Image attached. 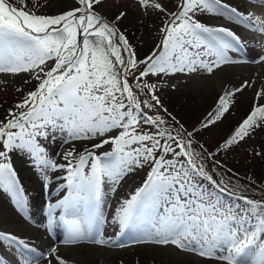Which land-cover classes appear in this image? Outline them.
<instances>
[{"label":"snow or ice","instance_id":"obj_1","mask_svg":"<svg viewBox=\"0 0 264 264\" xmlns=\"http://www.w3.org/2000/svg\"><path fill=\"white\" fill-rule=\"evenodd\" d=\"M249 2L264 8V0ZM17 3L0 0V74L25 73L37 83L15 105L22 111L9 109L0 120V192L16 209L25 213L28 199L9 158L13 151L23 152L45 171V191L51 183L47 171L65 173L58 192L66 194L47 204L49 231L62 225L67 245L103 247L98 225L104 184L115 185L147 166L142 186L117 210L121 234L131 231L137 243L172 245L221 264H264V200L237 195L203 163L264 130V104L259 103L264 91L257 93L250 112L217 152L209 153L196 134L226 120L231 98L243 89L226 91L200 127L188 131L164 108L157 83L148 79L200 70L212 74L236 62L227 53L243 47L240 38L198 17L218 16L261 34L264 19L242 13L225 0H179L178 10L171 13L156 0H138L146 10L170 17L159 45L140 60L117 26L126 13L109 21L101 11L104 0H76V7L51 15L39 12L46 5L38 0L32 6L28 0ZM253 62L264 63V57ZM57 136L65 144L99 143L80 153L70 149L65 163L57 164L41 143L54 142ZM106 145L111 150L97 154ZM0 244L33 254L22 264H40L41 259L67 264L56 247L38 253L11 233L0 232ZM0 264H5L3 259Z\"/></svg>","mask_w":264,"mask_h":264},{"label":"rangeland","instance_id":"obj_2","mask_svg":"<svg viewBox=\"0 0 264 264\" xmlns=\"http://www.w3.org/2000/svg\"><path fill=\"white\" fill-rule=\"evenodd\" d=\"M53 1L54 0H38L40 5H46L44 7H41L39 9V12L51 15V14L59 13L61 11H65L64 9H60V10L56 9L54 7V5H52L54 3ZM225 1H226V3H228L230 5H234L235 7L238 6L237 8L239 10H241L243 13H247L248 12L246 10L249 8V4H251L249 2V0H244V1L243 0H233V1L232 0L231 1L225 0ZM237 1H239V2H237ZM11 2L16 4L17 6H19L18 3H17V0H11ZM156 2L162 4L163 7L166 8L169 13L178 10L175 7H177V4H178L179 0H173V1H170V0H156ZM28 3H29V6H32L33 0H28ZM243 4H245V5H243ZM125 5L126 6L128 5V6L126 7ZM76 6H77L76 0H74L72 2V5L70 6V8L76 7ZM168 6H170V7H168ZM120 9H121V11L126 13V16H125V18L122 21H120L118 23L117 26H118L120 32H122L127 37V39L129 40L130 44L132 45V47L134 46L133 48H135L134 49L135 51H136V47L133 44V42H131L132 38H131V35H129L130 34V31H129L130 26L134 25V24H137V25L139 24L138 28L140 30H142L141 34H140L141 37H142L143 33L144 34H148L149 30L150 31H152L153 29L155 30L156 38H155L154 44H152L151 47H149L145 51H142L143 55H142V52H141V55H140V53L136 51L137 58L140 59V60H143L147 55H149L152 52L153 48H156L159 45L160 41L163 38V35H162L163 32L161 31V29H162L163 25H165L168 22L170 17L166 13H161V12H159V11L153 9V8H148L146 10L145 8L141 7V5L138 3V0H104L103 8L101 9V11L108 18L109 21H112L114 19V17L121 12ZM158 14L161 15V19H160L161 21H159V23L157 24V26H156L157 28L154 27V26H153L154 28H151V23L153 21H155V19H156L155 17ZM129 17H131L130 22H129ZM139 17H141V18H139ZM198 19H202L205 24H208V25H211V26L213 24H216V25L220 24L222 27L231 29L236 35H238V37L242 41L243 47L241 49H243L245 47V50L247 52L254 53L257 50V47L260 46V48L262 47V49H263L262 57H264V34H261V33L255 32V31L251 32V30H249L247 28L245 29V27H242L241 25L239 26V24H237V23L234 24L233 22H230L229 20L223 19V18L218 17V16H210V17H208V16H200V17H198ZM262 19H264V16L262 17ZM221 20H222V22H221ZM207 21H208V23H207ZM125 25H127V26H125ZM144 30H145V32L148 30L147 33H145ZM161 36H162V38H161ZM243 42L246 45H244ZM149 49H150V51H149ZM140 67L143 68L144 65H140ZM240 68H242V69L243 68L250 69V71H252V70L258 71V69H259L260 72H258V73L264 74V63L253 62V63L249 64V63H245L244 61H240L238 63L237 62H233V63L224 64L221 67L216 68L212 74H208L207 72H205L203 70H200V71L196 72L197 74L193 73V74L185 75V74L177 73L178 75L177 74L169 75L170 77H164L163 78L164 80L159 79V77H156V78L155 77H152V78L149 77L148 79H151V81L153 80L154 83H157L158 88H159V91H158L157 94L160 96V99H161L162 103L164 101H166L167 99H169V97L173 98L172 99L173 100V104H172L173 108L170 109L167 106V104L163 103L164 108H166L167 111L169 113H171L172 116L175 117L176 120H178L180 122V124H183L184 127L188 131H192L194 128L200 127L201 121L204 120L206 115H208V113H210L209 111L213 110L214 108H213V106H210L211 108L209 109L208 108L209 106H207L204 110H201L198 113V118H199V122L200 123L196 124L195 126H193L196 120L192 121V122H185L184 120L182 121V119H181L182 117H180L176 113L178 108H179V106H180V105L176 104V94H175L176 91H181L180 89H185L184 87L188 88L187 86H190L191 88H194V86H198V88L202 87V88H199V89L200 90H204L206 92L209 91L210 89H213L214 91H217L218 89H220V90L217 91L218 92V97L224 95V93L226 91L234 92L235 91L234 89H238V88H242L243 89L242 91H244L245 87H246L245 86V82H247V81L242 80V78H240L239 75L243 74L239 70ZM220 71L222 73H220ZM230 72H232V74L234 72V76L233 75H229V77L231 79L229 77H227V76H220L219 75V74H226V73H230ZM251 73H252V75H255L254 72H251ZM251 73H249L247 75H251ZM23 74H25V73H23ZM25 75L29 76L28 74H25ZM237 75H238V77H237ZM17 76H19V75H17ZM17 76H10V75H6V74H0V81L3 82V80L5 81V79L6 80L9 79V78L13 79L14 77H17ZM178 76H179V78H177ZM196 77H197V79H195ZM129 79H132V78L130 77ZM167 80H168V83H167ZM170 80H171V82H170ZM183 80L184 81L186 80V81L184 82ZM194 81H196V82H194ZM162 82H163V85H161ZM225 82H227V84ZM32 83H33V85L30 87V90H33L35 88L37 82L35 80H32ZM247 84H248V86H251L253 84V82L252 83L250 82V83H247ZM164 85H165V88H164ZM211 85H213L214 87H212ZM208 87H209V89H208ZM221 89H222V91H221ZM232 90H234V91H232ZM256 90L257 91H264V78H261L260 83H258V87L256 88ZM26 95L22 96V97H19L18 99L14 100L15 102L17 100L18 101L16 103L13 102V105L10 104L9 106H7V109H5V112L3 113V115H1L2 117L0 118V120H4L6 118L9 109H12L13 111H16V112L22 111V109H16L15 105L20 103L26 97ZM236 95H237V93H236ZM234 98H235V96H233L231 98V100H233ZM216 99L217 100H215V102H212L213 105L215 103L217 105V102H218L219 98H216ZM261 100H260V103H261ZM181 102H182V100H181ZM262 104H263V102H262ZM200 116H202V117H200ZM175 126L176 125H174V124L172 125V127H175ZM214 129L215 128L212 127L211 130H205L203 132L197 133V135H196V139L201 144H203L206 147V149H207V151L209 153L217 152L218 146L223 142V139H220V140L216 139V138H219V137H217V135H213L211 137L208 135V137H206V135L209 133V131L210 132L211 131L216 132ZM199 135H201V136H199ZM210 138H211L212 141H214V139H215V141L212 142L210 140ZM62 139H63V137L57 136L54 142H53V140L49 141V142L48 141H41V143L44 145V147L48 150L49 155L53 159L55 158L54 160H55V162L57 164H64L65 163V160H64L63 157H64L65 152H67L68 150L73 149L75 147L74 150L77 153H80V152H83L85 148L90 149V147H91V145L93 143H99V139H95V140L74 141L72 143L65 144V143H62ZM201 141H204V142L202 143ZM246 142H242L239 146H237V147L235 146V147L231 148L230 150L219 151L217 153V155L214 156L213 159H211V160L205 159L203 161V163L205 164L206 169L208 171H210L214 175L215 179H217L218 181L219 180H223L227 184V187L229 189H231L232 191L236 192L237 195H241L242 194V195L248 196V197H250V198H252L254 200H264V158L261 157L260 155H256V153H258V152L254 150V146H253L252 141L247 139ZM62 144H64V145H62ZM61 145L64 148H62ZM208 145H210V146H208ZM76 148H78V149H76ZM64 149H66V150H64ZM242 149H245V151H243ZM62 150H64V151H62ZM110 150H111V146L110 145H106L102 149H97L96 152H97V154H99L101 152L110 151ZM246 150H247V152H246ZM57 152L59 153V155H57ZM9 158H10L11 163H12L13 166L16 163H21V161H23L24 163H23L22 166L24 167V171L26 173H28V175H31V177H29L27 179V181H26L27 182L26 186H24V193H25V195H26V197L28 199V208H27V211L23 214V216L18 217V219H21L22 223L25 225V227H27V229L31 230L32 233H34V232L36 233V234L35 233L34 234L37 236V238H36L37 241H34L31 238L29 242H31L33 244L42 243L43 239L48 237L47 236L48 232L46 231L47 224L46 223L44 225L42 224L44 222V218H40V219L38 218L36 220H40V221L42 220V221L41 222H35L34 220H28V219H30L28 217H29V215H31V214L33 215V213H37L38 211L41 212V210L43 208L47 207V204H48L49 200H46V198H45L46 195L43 192L41 193V196H40V199H39V203H38V201L32 200V198H31L32 202L29 201V198L32 196L31 193L34 192L33 191L34 187H36V191L37 192H40L42 187L44 189V186H43L44 185V176L43 175H45V171H42L41 169L35 167L33 165V162L23 152L13 151V152L9 153ZM217 161L219 162L218 164L216 163ZM16 165H18V164H16ZM256 171H258V172H256ZM134 172H135V174H134ZM134 172H132V174L129 173L128 175H126L119 182L120 184L117 183L115 185H110L111 184L110 182H106L104 184V186H106V189H105V192L103 194V200H102V205H101V211H102L101 220H102V222L98 225V228L100 230V234H101V236L104 239H106L107 237L110 236V233H111L113 228H116L117 226H119L118 221L116 219H114V215H116L115 213H117V210H118V208H120V206L123 203V201L128 199V198H130V196L132 194H134V192L140 186H142V184L144 183V181L147 178L146 176L149 173V167L144 166L142 168H137ZM51 173H52L51 171H47V176L51 177ZM63 175L57 177L58 181L57 180H55V181L54 180H50L51 183L49 184L50 187L48 188V191L51 194L50 203L51 202L55 203L57 200L61 199L66 194L65 192H64L65 194L63 192H58L59 186L62 185L61 177H63ZM142 177H143V180H142ZM140 180H141V182H140ZM53 182H54V184H53ZM58 183H60V185L58 186L57 189H54L55 185L58 184ZM64 183H65V181H63V184ZM51 190H53V191H51ZM128 191H130V192H128ZM29 194H30V196H27ZM226 199H227V197H226ZM0 202H3L4 205L11 204V199L6 194L0 192ZM33 202H35V203H33ZM36 203L41 205V206H39V205L37 206ZM107 204H108V206H107ZM110 205L111 206L113 205L112 208H111ZM111 213H113V214H111ZM109 214H110V216H109ZM33 218H36V217H33ZM36 223L42 224L43 227L35 226L34 224H36ZM13 225L12 224L0 223V231H3L4 233L5 232L6 233H11L13 235H14V233L17 234V232H19L20 229H19V227L17 225H14L15 227H13ZM55 229H57V228L55 227ZM61 231H63V228L54 231L56 236H57L58 233L60 234V236H57L59 238L63 237L62 233H60ZM105 244H106V246H103V247H100V246H86V248L83 247V249L84 248L86 249V250L82 249L83 251L79 250V248H78V252H77V250H74V249H77V248H74V247H72L70 245H67L65 243V240L62 239V240H59L58 242H52V247H56L57 251H61V252L63 251L64 253L68 252L67 254H70V257L75 258V259H81V256H83L81 254V252H83V254L85 253V255L89 254L90 256H93V257L95 256V258H98L100 260H110L111 257H114L113 255L116 254L117 251L119 252V250L120 251H125V250L135 249L134 250L135 252H140L141 251L140 253H148V252H151V251H157V252L158 251H164V253L168 254L169 257H176L177 258L179 255L180 256H187V257L191 256V258H193L194 261H202V262H205V261L210 262L211 261L212 263H216V262L217 263H221V262H219L217 260H214V259L202 258V257H200V256H198L196 254H193V253H185V252L178 251L172 245H168V246H154L152 244H141V243L139 244V243L136 242V239H132V240L129 239L128 241L125 240V242L117 243V244H110V243L105 242ZM123 244H124V246H123V248H121L120 245H123ZM125 248H127V249H125ZM14 250H16V248H13L11 251H8V255L9 256L12 255V254L15 255L16 252ZM148 250H150V251H148ZM0 251L6 252L5 248H4V245H2V244H0ZM135 252H132V253H135ZM110 254H111V256H110ZM25 256H27V255H25ZM116 256H118V255H116ZM136 261L137 260L135 259V262L133 264H139ZM53 264H55V261H53ZM110 264H126V263H124L123 261H120L118 259H115L112 263L110 262Z\"/></svg>","mask_w":264,"mask_h":264},{"label":"bare ground","instance_id":"obj_3","mask_svg":"<svg viewBox=\"0 0 264 264\" xmlns=\"http://www.w3.org/2000/svg\"><path fill=\"white\" fill-rule=\"evenodd\" d=\"M74 1V0H73ZM72 0H54L53 4L54 7L56 9H68L70 8V6L72 5ZM170 1H173V0H170ZM231 1V0H229ZM228 1V2H229ZM233 1V0H232ZM244 1V0H243ZM226 2V1H225ZM239 2V1H237ZM166 3V2H165ZM233 3V2H232ZM239 4V3H238ZM131 5V4H130ZM133 5V4H132ZM162 5V4H161ZM169 5V4H168ZM173 5V4H172ZM245 5V4H243ZM242 5V6H243ZM126 6V5H125ZM128 6V5H127ZM126 6V7H127ZM234 6V5H233ZM53 7V6H52ZM170 7V6H168ZM172 7V6H171ZM174 7V6H173ZM238 7V6H237ZM113 8V7H112ZM177 8V7H175ZM243 9V8H242ZM111 10V9H110ZM244 10V9H243ZM121 11V9H120ZM131 11V10H130ZM241 11V10H240ZM248 11L247 13H251L252 15L256 16V17H263V14H264V11H261V8L260 7H257L255 6H252V4H249V8L246 10ZM110 12V11H109ZM123 12V11H121ZM133 12V11H132ZM138 12V11H137ZM242 12V11H241ZM119 13V12H118ZM243 13V12H242ZM246 13V14H247ZM109 14V13H108ZM133 14V13H132ZM131 14V15H132ZM137 14V13H136ZM147 14V13H146ZM138 15V14H137ZM165 15V14H164ZM133 16V15H132ZM140 16V15H139ZM143 16V15H142ZM166 16V15H165ZM138 17V16H137ZM147 17V16H146ZM164 17V16H163ZM168 17V16H167ZM210 17V16H208ZM136 18V17H135ZM134 18V19H135ZM141 18V17H139ZM155 21H153L151 23V28H154L157 26V24L159 23V21H161V15L158 14L156 15L155 17ZM166 18V17H165ZM137 19V18H136ZM170 19V18H169ZM225 19V18H223ZM131 20V17H129V22ZM202 20V19H201ZM138 21V20H137ZM164 21V20H163ZM203 21V20H202ZM128 22V21H127ZM204 22V21H203ZM222 22V20H221ZM140 23V22H139ZM208 23V21H207ZM227 23V22H226ZM225 23V24H226ZM228 24V23H227ZM236 24V23H234ZM127 26V25H125ZM139 24H134V25H131L130 28H129V31H130V34L131 35V38H132V41L133 44L135 45L136 47V51L140 53L141 55V52L142 51H145L146 49H148L149 47H151L152 44H154V41H155V38H156V34H155V30L153 29L152 31L149 30V33L148 34H144L142 35L141 37V31L139 28H138ZM145 26V25H144ZM154 26V27H153ZM164 26V25H163ZM212 26H221L220 24H213ZM240 26V25H239ZM141 27V26H140ZM157 28V27H156ZM235 29V28H234ZM246 29V28H245ZM128 30V29H127ZM146 30V29H145ZM144 30V32H145ZM158 30V29H157ZM148 31V30H147ZM147 31L145 33H147ZM252 32V31H251ZM163 35V34H162ZM238 36V35H237ZM162 38V36H161ZM254 38V37H253ZM259 38V37H258ZM252 43V42H251ZM156 44V43H155ZM244 45H246L244 42H243ZM254 45V44H253ZM134 47V46H133ZM153 47V46H152ZM253 47V46H252ZM135 49V48H134ZM152 49V48H151ZM154 49V48H153ZM150 51V49H149ZM147 52V51H146ZM142 55H143V52H142ZM263 55V54H262ZM143 58V57H142ZM241 66V65H240ZM252 66V65H251ZM255 67V66H254ZM224 69V68H223ZM235 69V68H234ZM230 70V69H229ZM243 74H240V78H242V80H245L247 81V83H252L253 84L251 86H246L245 87V90L244 91H241V92H238L237 95H235V98L233 100L230 101V108H231V114L227 116V119L226 120H223L222 122L218 123L217 125L213 126V128H215L214 130L216 132H213V131H209V133L206 135V137H208V135L211 137L213 135H217V137L219 138H216V139H225L227 138L233 131L234 129L239 125V123L246 117V115L250 112V110L252 109L253 107V103H254V100L256 99V96H257V93L258 92H261V91H257L256 88L258 87V83H260V80L261 78H264V74L262 73H258L260 72V70L258 69V71H255V70H252L250 71V69H246V68H240L239 69ZM263 70V69H262ZM224 71V70H223ZM231 71V70H230ZM236 71V70H235ZM239 72V71H238ZM240 72V73H241ZM251 72H254L255 75H252ZM220 73H222L220 71ZM224 73V72H223ZM251 73V75H247ZM258 73V74H257ZM197 74V73H196ZM236 74V73H235ZM178 75V74H177ZM220 76H227L229 77V75H233L234 76V72L232 74V72L230 73H226V74H219ZM246 77H245V76ZM183 76V75H182ZM194 76V75H193ZM197 76V75H196ZM167 77H170V76H167ZM199 77V76H198ZM238 77V75H237ZM244 77V78H243ZM152 78V77H151ZM156 78V77H155ZM179 78V76L177 77ZM181 78V77H180ZM218 78V77H217ZM230 78V77H229ZM4 79V78H3ZM160 79V78H159ZM158 79V80H159ZM189 79V78H188ZM194 79V78H193ZM192 79V80H193ZM197 79V77L195 78ZM231 79V78H230ZM2 80V79H1ZM151 80V79H150ZM164 80V79H163ZM228 80V79H227ZM233 80V79H232ZM263 80V79H262ZM27 81V82H26ZM153 81V80H152ZM156 81V80H155ZM181 81V80H180ZM184 81V80H183ZM182 81V82H183ZM186 81V80H185ZM184 81V82H185ZM211 81V80H210ZM209 81V82H210ZM224 81V80H223ZM229 81V80H228ZM1 82V81H0ZM154 82V81H153ZM161 82V81H160ZM171 82V80H170ZM181 82V83H182ZM196 82V81H194ZM200 82V81H199ZM216 82V81H215ZM234 82V81H233ZM167 83H168V80H167ZM187 83V82H186ZM206 83V82H205ZM212 83V82H211ZM227 84V82H225ZM244 83V82H243ZM199 84V83H198ZM213 84V83H212ZM217 84V83H216ZM33 85L32 83V80L29 78V76H26L25 74H20L19 76L17 77H14L13 79L12 78H9V79H5V81L3 80L2 83H0V118L2 117L1 115H3V113L5 112V109H7V106H9L10 104L13 105V102H15L14 100L18 99L19 97H22V96H25L26 94H28L30 90V87ZM160 85V84H159ZM161 85H163V82L161 83ZM186 85V84H185ZM250 85V84H249ZM178 86V85H177ZM184 86V85H183ZM202 86V85H201ZM212 87H214L213 85H211ZM217 86V85H216ZM158 87V85H157ZM188 88L184 87L185 89H180L181 91H176V104L180 105L178 110H177V114L182 117V121L184 120L185 122H192V121H195L194 125L195 126L196 124H199V118H198V113L201 111V110H204L207 106H209L208 108L210 109L211 107L210 106H213V108H215L217 105L216 103L213 105L212 102H215V100H217L216 98H219L218 97V89L217 91H214L213 89H210L209 91H204V90H200L199 88H202V87H199L198 86H194V88H191L190 86H187ZM230 87V86H229ZM164 88H165V85H164ZM169 88V87H168ZM173 88V87H172ZM19 89H22V91H20ZM167 89V88H166ZM207 89V88H206ZM209 89V87H208ZM165 90V89H164ZM169 90V89H168ZM177 90V89H176ZM235 90V89H234ZM232 90V91H234ZM161 91V90H160ZM167 91V90H166ZM175 91V90H174ZM222 91V89H221ZM220 92V91H219ZM221 95V94H220ZM27 96V95H26ZM164 97V96H163ZM167 97V96H166ZM173 98L169 97V99H167L166 101H164L163 103L167 104V106L172 109L173 108ZM182 100V102H181ZM18 101V100H17ZM16 101V102H17ZM15 102V103H16ZM263 102L264 104V99L261 100V103ZM218 103V102H217ZM259 103H260V100H259ZM212 104V105H211ZM11 108V107H10ZM14 108V107H13ZM212 108V109H213ZM207 110V109H206ZM209 111V110H208ZM213 110L209 111V112H212ZM7 112V111H6ZM207 112V111H206ZM201 114V113H200ZM209 114V113H208ZM207 116V115H206ZM5 117V116H4ZM202 117V116H200ZM201 121V120H200ZM203 121V120H202ZM192 125V124H191ZM198 126V125H197ZM206 134V133H205ZM197 135V134H196ZM220 135V136H219ZM201 136V135H199ZM198 136V137H199ZM201 139V138H200ZM211 140V138H210ZM248 140L252 141L253 143V146H254V150L257 151L258 153H262L264 154V130H257V132L251 137L249 138ZM212 141V140H211ZM215 141V139H214ZM212 141V142H214ZM202 143L204 141H201ZM206 142V141H205ZM218 142V141H217ZM56 143V142H55ZM59 143V142H58ZM207 143V142H206ZM210 143V142H209ZM247 143V142H246ZM51 144V143H50ZM215 144V143H214ZM217 144V143H216ZM52 145V144H51ZM60 145V144H59ZM58 145V146H59ZM64 145V144H62ZM61 145V146H62ZM207 145V144H206ZM79 146V145H78ZM210 146V145H208ZM73 147V146H72ZM237 147V146H236ZM62 148H64L62 146ZM75 148V147H74ZM54 149V148H53ZM60 149V148H59ZM78 149V148H76ZM66 150V149H64ZM62 150V151H64ZM243 151H245V149H242ZM52 151V150H51ZM247 152V150H246ZM249 152V151H248ZM57 155H59V153L57 152ZM261 157L264 158V155H260ZM55 159V158H54ZM18 164V165H16ZM14 164V168L18 174V178L21 182V185L24 189V186H26L27 184V179L29 177H31V175H28V173H26L24 171V167L22 166L23 165V162L21 163H16ZM259 170V169H258ZM51 177H49V180H57V177L61 176V175H65V173L63 172H60V171H56V172H53L51 171ZM258 172V171H256ZM141 173V172H140ZM148 173V172H147ZM132 174V172H131ZM135 174V172H134ZM63 175V176H64ZM141 175V174H140ZM145 175V174H144ZM44 176V175H43ZM50 176V175H49ZM138 176V175H137ZM136 176V177H137ZM146 176V175H145ZM128 177V176H127ZM147 177V176H146ZM59 179V178H58ZM62 179V178H61ZM128 179V178H127ZM145 179V178H144ZM142 180H143V177H142ZM58 181V180H57ZM62 181V184H63V179L61 180ZM139 181V180H138ZM132 182V181H131ZM130 182V183H131ZM141 182V180H140ZM125 183V182H124ZM134 183V182H133ZM132 183V184H133ZM54 184V182H53ZM120 184V183H119ZM136 184V183H135ZM60 185V183L56 184L54 189H57L58 186ZM110 185H113V184H110ZM38 187V186H37ZM50 187V186H49ZM115 187V186H114ZM129 187V186H128ZM127 189V188H126ZM33 190V189H32ZM34 192L31 193L32 196L29 198V201L32 202V200L34 201H38L39 203V199H40V196H41V193L43 192L46 196V200H49L48 203H50V199H51V194L50 192L47 190L45 191L43 189V187L41 188L40 192H37L36 191V187H34ZM53 191V190H51ZM126 191V190H125ZM29 192V191H28ZM127 192V191H126ZM130 192V191H128ZM64 193V192H63ZM66 193V192H65ZM64 193V194H65ZM58 195V194H57ZM27 196H30L27 195ZM32 198V200H31ZM108 199V198H107ZM112 199V198H111ZM109 200V199H108ZM123 201V200H122ZM114 202V201H113ZM35 203V202H33ZM52 203V202H51ZM109 203V202H108ZM106 204V203H105ZM117 204V203H116ZM9 205V204H7ZM7 205H4L3 202H0V223H3V224H14V225H17L20 229L19 232H17V234L14 233L15 236H17L18 238L20 239H23L25 240L27 243H29V245L32 247V248H35L36 251L38 253H47L51 248H52V242H58L59 240L63 239L65 240V238H61V239H58V237L56 238L55 235H54V231L58 230V229H61L63 226L62 225H57L55 226L57 229L54 228V230L52 231H49V226H48V221H47V216L46 214H43V213H40L38 211L37 215L35 216L36 218H30L28 220H34L35 222H41L40 220H36V219H40V218H44V222L42 223L43 225L46 223L47 224V229L46 231L48 232V237L47 239H43L42 243H38V244H33L30 241V239L32 238V240L34 241H37L36 238L37 236L32 233L31 230L27 229V227H25V225L22 223V220L21 219H18V217L20 216H23L24 213H21L19 212L15 206L13 207H9ZM36 205L38 206L39 204L36 203ZM41 206V205H39ZM104 206V205H103ZM108 206V204H107ZM111 206V205H110ZM113 206V205H112ZM111 206V208H112ZM110 208V207H109ZM119 209V208H118ZM114 213V212H113ZM111 213V214H113ZM18 214V215H17ZM116 214V213H115ZM110 216V214H109ZM112 216V215H111ZM114 219H116V215H114ZM33 221V222H34ZM40 224V223H36L34 224L35 226H41L43 227V225ZM13 225V227H15ZM36 228V227H35ZM13 229V228H12ZM37 229V228H36ZM11 230V229H10ZM0 232H3V231H0ZM11 232V231H10ZM6 233V232H5ZM39 233V232H38ZM53 236H52V234ZM111 239H105V242H109ZM128 241V240H127ZM131 243V242H130ZM140 244V243H139ZM124 245V244H123ZM131 245V244H130ZM128 246V245H127ZM136 246V245H135ZM129 247V246H128ZM58 248V247H57ZM86 248V247H85ZM84 248V249H85ZM123 248V247H121ZM134 248V247H133ZM65 249V248H64ZM69 249V248H68ZM82 248H79V250H82ZM83 249V250H84ZM94 249V248H93ZM127 249V248H125ZM150 249V248H149ZM74 250H77L78 252V248L77 249H74ZM82 250V251H83ZM86 250V249H85ZM95 250V249H94ZM101 250V249H100ZM135 249H131V250H125V251H120L119 252L117 251L116 254H114L113 256L114 257H111L110 260H100L98 258H95V256H90L89 254L85 255V253L83 254V252H81V254L83 256H81V259H75V258H72L70 257V254H67V253H64L63 251H57L58 255L65 258L66 261H67V264H110V262L112 263L115 259H118L120 261H123L124 263L126 264H133L135 262V259L137 260L136 262H138L139 264H221V263H212L211 261L208 262V261H205V262H202V261H194L193 258L190 257H187V256H178L177 258L176 257H169L168 254L164 253V251H151V252H148V253H140V252H135L134 251ZM150 251V250H148ZM101 252V251H100ZM132 252H135V253H132ZM25 255H33L31 253H26L24 252ZM93 253V252H92ZM98 253V252H97ZM0 254H1V251H0ZM100 254V253H99ZM98 254V255H99ZM97 255V254H96ZM118 255V256H116ZM183 255V254H182ZM7 257V255H5ZM104 256V255H103ZM111 256V254H110ZM80 257V256H79ZM197 259V258H196ZM200 259V258H199ZM198 259V260H199ZM20 264H22V260L19 261ZM40 264H48V260H45V259H41L40 260Z\"/></svg>","mask_w":264,"mask_h":264}]
</instances>
